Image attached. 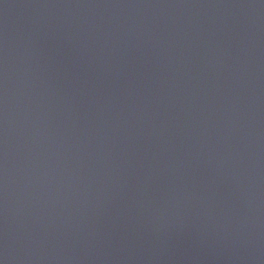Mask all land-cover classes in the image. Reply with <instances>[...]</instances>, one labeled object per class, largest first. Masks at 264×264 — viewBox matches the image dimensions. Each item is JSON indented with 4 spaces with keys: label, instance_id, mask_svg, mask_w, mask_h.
Wrapping results in <instances>:
<instances>
[{
    "label": "water",
    "instance_id": "obj_1",
    "mask_svg": "<svg viewBox=\"0 0 264 264\" xmlns=\"http://www.w3.org/2000/svg\"><path fill=\"white\" fill-rule=\"evenodd\" d=\"M0 264H264V0H0Z\"/></svg>",
    "mask_w": 264,
    "mask_h": 264
}]
</instances>
